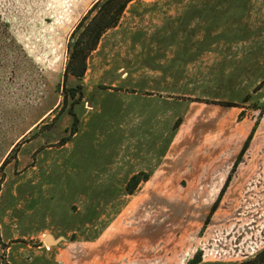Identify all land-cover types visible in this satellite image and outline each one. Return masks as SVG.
Instances as JSON below:
<instances>
[{"label":"rangeland","instance_id":"obj_1","mask_svg":"<svg viewBox=\"0 0 264 264\" xmlns=\"http://www.w3.org/2000/svg\"><path fill=\"white\" fill-rule=\"evenodd\" d=\"M94 1L0 0V29L60 73L44 120L10 147L30 114L0 132V264L251 257L264 247V0H133L63 82ZM230 161L221 180L188 179Z\"/></svg>","mask_w":264,"mask_h":264},{"label":"crops","instance_id":"obj_2","mask_svg":"<svg viewBox=\"0 0 264 264\" xmlns=\"http://www.w3.org/2000/svg\"><path fill=\"white\" fill-rule=\"evenodd\" d=\"M22 37L19 34L12 35L10 29H0V132L4 129L5 123L10 121L13 112L21 111V113L30 114L29 121L22 131L10 141L8 147L22 134L29 132L44 120L59 101L58 95L49 106H42L44 92L47 95L52 94L53 86L58 82L60 73L44 69L43 65L38 63L42 62V58L38 60L40 55L31 53L22 43ZM133 44L136 45V42L133 41ZM38 102H41L40 108ZM231 163L232 161L201 162L196 166H191V172L194 167H197L198 171L187 173L188 179L221 180L220 174H226ZM220 166L225 168L223 172H220Z\"/></svg>","mask_w":264,"mask_h":264},{"label":"trees","instance_id":"obj_3","mask_svg":"<svg viewBox=\"0 0 264 264\" xmlns=\"http://www.w3.org/2000/svg\"><path fill=\"white\" fill-rule=\"evenodd\" d=\"M131 1L133 0H95L86 13L81 16L71 31L66 43L68 55L62 73L63 82L68 75L77 78L83 76L89 53L96 48L102 34L109 28L117 25L125 7ZM63 84V98L65 99L68 95L74 96L75 89L67 88ZM249 139L250 137L248 136L244 140L237 158L232 164V169L236 167L240 157L247 148ZM229 177H227L226 182ZM134 179L135 176L133 175L131 180ZM233 264H264V247L251 257Z\"/></svg>","mask_w":264,"mask_h":264},{"label":"water","instance_id":"obj_4","mask_svg":"<svg viewBox=\"0 0 264 264\" xmlns=\"http://www.w3.org/2000/svg\"><path fill=\"white\" fill-rule=\"evenodd\" d=\"M46 236H47V242L48 243L54 242L53 238L49 234H46Z\"/></svg>","mask_w":264,"mask_h":264},{"label":"bare ground","instance_id":"obj_5","mask_svg":"<svg viewBox=\"0 0 264 264\" xmlns=\"http://www.w3.org/2000/svg\"><path fill=\"white\" fill-rule=\"evenodd\" d=\"M44 239L47 241V236H45Z\"/></svg>","mask_w":264,"mask_h":264}]
</instances>
